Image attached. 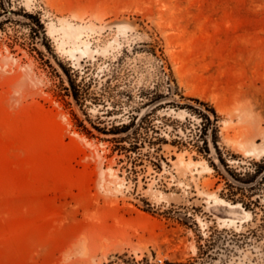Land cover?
<instances>
[{"label":"rangeland","instance_id":"obj_1","mask_svg":"<svg viewBox=\"0 0 264 264\" xmlns=\"http://www.w3.org/2000/svg\"><path fill=\"white\" fill-rule=\"evenodd\" d=\"M155 257L264 264V0H0V264Z\"/></svg>","mask_w":264,"mask_h":264},{"label":"bare ground","instance_id":"obj_2","mask_svg":"<svg viewBox=\"0 0 264 264\" xmlns=\"http://www.w3.org/2000/svg\"><path fill=\"white\" fill-rule=\"evenodd\" d=\"M53 23V22H52ZM51 23V28L50 29H52V31H54L55 32V24L53 25ZM57 30L58 29H56V32H57ZM59 30H61V32H62V39H60L61 40V42H60V45L61 46H63L64 44H67V42L65 43V38H67V39H72V40H74V41H81L80 40V36H81V34H82V30H83V27H81V26H77V25H75L73 22L71 23V22H69V21H67V20H64V21H62L61 22V26L59 27ZM58 30V31H59ZM60 34V33H59ZM59 40V41H60ZM71 40V41H72ZM67 41V40H66ZM69 43H71V42H69ZM81 43L84 45V46H86V44H85V42L84 41H81ZM76 44V43H75ZM77 46V45H76ZM79 46V45H78ZM63 48H64V46H63ZM62 48V49H63ZM15 61V60H14ZM35 67V66H34ZM26 72V71H25ZM32 72V71H31ZM31 74V73H30ZM40 77V76H39ZM37 78V77H36ZM27 79V78H26ZM20 81H22V80H20ZM31 85V84H30ZM12 87V86H11ZM18 88H19V86H18ZM44 88V87H43ZM21 90V89H20ZM43 91V90H42ZM68 132V131H67ZM73 134H75V133H73ZM70 135V134H69ZM76 135V134H75ZM84 136V135H83ZM79 137V136H78ZM77 137V138H78ZM85 139V138H84ZM79 140V139H78ZM97 143V142H96ZM84 146V145H83ZM90 146V145H89ZM99 147V146H98ZM97 153V152H96ZM207 170H210V167L209 166H206L205 167ZM103 171V170H102ZM108 171H110V169L108 170ZM112 172V171H111ZM113 173V172H112ZM103 176V175H102ZM101 176V177H102ZM115 176V175H114ZM121 185V184H120ZM217 204H219V205H223V206H229V207H236V206H238V205H233V204H229V203H224L223 201H219V202H217ZM225 220H227V221H229V222H233V220L232 219H225ZM227 225V224H226ZM83 248V247H82ZM84 250V249H83Z\"/></svg>","mask_w":264,"mask_h":264},{"label":"built area","instance_id":"obj_3","mask_svg":"<svg viewBox=\"0 0 264 264\" xmlns=\"http://www.w3.org/2000/svg\"><path fill=\"white\" fill-rule=\"evenodd\" d=\"M152 262L153 264H166L164 258L161 257H155Z\"/></svg>","mask_w":264,"mask_h":264},{"label":"trees","instance_id":"obj_4","mask_svg":"<svg viewBox=\"0 0 264 264\" xmlns=\"http://www.w3.org/2000/svg\"><path fill=\"white\" fill-rule=\"evenodd\" d=\"M211 111H212V113H215L214 110H211ZM212 130H213V128H212Z\"/></svg>","mask_w":264,"mask_h":264}]
</instances>
